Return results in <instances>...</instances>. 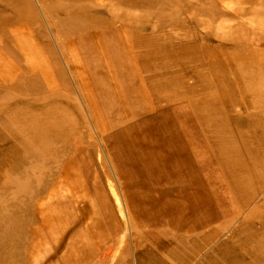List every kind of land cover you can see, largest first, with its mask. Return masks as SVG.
Segmentation results:
<instances>
[{
    "label": "rangeland",
    "instance_id": "rangeland-1",
    "mask_svg": "<svg viewBox=\"0 0 264 264\" xmlns=\"http://www.w3.org/2000/svg\"><path fill=\"white\" fill-rule=\"evenodd\" d=\"M229 248L264 264V0H0V264Z\"/></svg>",
    "mask_w": 264,
    "mask_h": 264
},
{
    "label": "bare ground",
    "instance_id": "bare-ground-1",
    "mask_svg": "<svg viewBox=\"0 0 264 264\" xmlns=\"http://www.w3.org/2000/svg\"><path fill=\"white\" fill-rule=\"evenodd\" d=\"M249 232V231H248ZM250 236H251V234H250ZM232 243V242H231ZM228 245V244H227ZM233 245V244H232ZM230 246V245H229ZM225 248V247H224ZM228 248V247H227ZM226 248V249H227ZM231 248H229L228 250H226L225 252H223V255L227 258V260H228V263L229 264H237L236 262H239L238 260L239 259H243V257H244V254L243 253H241V252H236V254H231V253H229L228 251L230 250ZM254 249V248H253ZM235 250V249H234ZM252 250V249H251ZM257 250V249H256ZM256 250H254L255 252H256ZM249 252H250V249L248 250ZM248 252V253H249ZM224 257V258H225ZM226 260V261H227ZM246 262V261H245Z\"/></svg>",
    "mask_w": 264,
    "mask_h": 264
}]
</instances>
